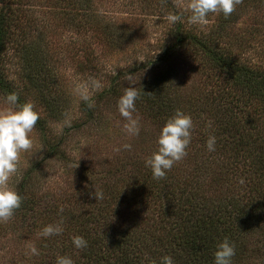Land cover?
I'll list each match as a JSON object with an SVG mask.
<instances>
[{
  "label": "trees",
  "instance_id": "16d2710c",
  "mask_svg": "<svg viewBox=\"0 0 264 264\" xmlns=\"http://www.w3.org/2000/svg\"><path fill=\"white\" fill-rule=\"evenodd\" d=\"M48 1L57 2L59 11L72 16L71 20L79 15L97 16L98 8L92 0ZM164 1L157 0L160 9L168 14L177 10L170 4L163 7ZM32 4L30 0H0V98L16 93L18 104L26 102L25 94L32 90L50 91L58 85L49 76L46 60L35 43L37 26L29 13L34 9ZM248 6L260 12L264 0H241L227 18L222 13H210L214 18L206 30L183 22L180 16L153 58L131 65L130 75L152 68L145 82L134 86L139 93L135 104L159 125L165 124L176 109L191 116L194 131L188 147L192 151H188L191 156L186 160L192 167L173 165L163 178L154 179L151 169L144 166L129 192L136 213H132L131 225L116 220L122 198L114 192L118 189L96 203L90 200L83 212H88L87 218L79 228L57 234L58 256L70 257L73 264H163L164 256H170L173 264H213L217 245L228 238L235 247L232 264H254L261 253L258 244L264 238V132L254 127L252 117L264 111V65L246 55L245 45L224 41L235 38L227 31ZM187 52L215 76L216 102L202 106L197 98H184L179 93L183 75L174 60ZM11 55L16 57L19 80L11 76ZM108 76L109 85L98 93L95 105L81 102L80 109L89 118L101 98L121 93L124 84L120 85L118 75ZM48 101L53 104L48 110L56 118L59 111L55 102ZM44 121L39 117L35 128L42 130ZM209 136L216 138L214 151L206 148ZM60 141L55 140L51 146L58 148ZM184 171L188 177L183 176ZM202 175L212 176L207 188L197 181ZM215 183L226 190L223 188L221 197L213 201L206 193L215 191ZM24 184L19 185L22 201L13 215L23 216L31 208ZM74 236L83 237L87 247L75 248Z\"/></svg>",
  "mask_w": 264,
  "mask_h": 264
},
{
  "label": "rangeland",
  "instance_id": "374dc122",
  "mask_svg": "<svg viewBox=\"0 0 264 264\" xmlns=\"http://www.w3.org/2000/svg\"><path fill=\"white\" fill-rule=\"evenodd\" d=\"M30 1L34 9L29 13L37 26L35 43L46 60L49 76L58 85L50 82L53 85L50 91L32 90L25 94L26 102H32L45 121L42 130L34 128V147L31 153L21 154L17 172L9 182L18 191L24 181V193L31 208L23 216L12 215L7 222L0 223V264H55L59 236L45 237L43 228L59 225L62 231L67 229L65 233L68 234L70 228L78 229L80 222L87 218L88 212L83 214L87 202L99 201L92 195L94 189L102 190L104 195L118 189L114 192L120 193L118 196L122 198L116 220L131 225V216L136 213L129 192L136 177L143 173L145 159L157 150V136L164 125H159L135 104L134 115L139 116L141 129L139 135L128 136L123 130L124 118L117 110V101L124 89L143 84L152 73L149 67L130 75L131 65L153 58L160 43L167 39L166 33L172 23L168 20V12L159 8L161 3L157 0H92L98 8L95 18L87 14L71 20L72 16L59 11L57 2ZM186 3L187 0H165L162 6L170 4L177 8L172 14L182 16L183 22L189 23ZM255 12L259 11L248 6L227 31L229 37L235 38L224 41L231 40L234 46L245 45L246 55L264 65V8ZM209 18V24L202 27L204 30L210 27L214 15ZM77 23L80 24L78 28ZM9 58L11 76L19 80L16 57ZM174 62L179 74L183 75L179 93L184 98H197L202 106L217 101L215 76L210 69L201 68L188 52L180 54ZM110 74L118 75L120 85L124 84L121 93L101 98L93 117L89 118L80 109L83 101L80 86L88 85V103L95 105L98 93L109 85ZM96 84L98 88L94 87ZM48 100L55 102L59 111L56 118L48 110L53 106ZM4 106L2 97L0 107ZM252 118L254 127L264 132V111ZM65 121L69 123L59 131ZM57 139L62 140L59 149L51 146ZM126 144L131 147L125 148ZM189 150L192 151L187 146V155L174 163L176 167L188 169L187 166H191L186 160L191 156ZM187 175L184 171L183 176ZM210 176L202 178V175L197 181L207 188ZM223 188L215 183V191L206 194L215 201L216 196L223 194ZM33 247L36 254L31 252ZM258 249L261 253L255 257L254 264H264V238Z\"/></svg>",
  "mask_w": 264,
  "mask_h": 264
},
{
  "label": "clouds",
  "instance_id": "9594fccd",
  "mask_svg": "<svg viewBox=\"0 0 264 264\" xmlns=\"http://www.w3.org/2000/svg\"><path fill=\"white\" fill-rule=\"evenodd\" d=\"M241 0H187L185 9L190 12L188 22L193 25L204 27L209 24V14L222 13L226 18L234 11ZM180 19L179 15L169 14L168 20L175 23ZM132 85V84H130ZM98 88L99 85H94ZM81 99L85 102L90 99V92L87 84H82ZM138 91L135 87L129 86L124 89L123 94L117 101V110L124 118L123 130L128 136H137L140 133L141 125L136 112L135 101L138 98ZM4 107H0V223L7 222L13 215L14 210L21 205L22 197L10 186L11 177L17 172L22 153H31L34 147L33 130L39 119V113L34 109L32 102L18 104L16 93L7 94L3 99ZM69 122L65 121L59 127V131ZM193 121L191 116L180 109H176L165 124L161 127L157 136V150L150 157L145 159V166L152 171L154 179H161L166 175L174 163L183 159L186 149L191 141V129ZM216 138L209 136L206 141L208 151L215 150ZM130 148L131 145H124ZM92 195L96 200L103 199V191L94 189ZM62 231L59 225L53 227L45 226L42 235L47 237L59 234ZM72 243L75 248L87 247V241L81 236H74ZM33 254L37 253L35 247L31 248ZM235 255L234 244L228 238H224L216 247L213 255V264H232V257ZM163 264H173L170 256L162 257ZM56 264H73L70 257L58 256Z\"/></svg>",
  "mask_w": 264,
  "mask_h": 264
}]
</instances>
